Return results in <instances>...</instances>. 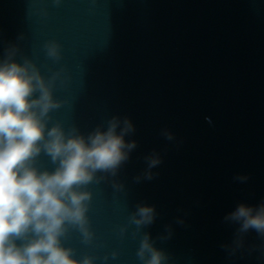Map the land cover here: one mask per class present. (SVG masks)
<instances>
[{"label": "water", "instance_id": "obj_1", "mask_svg": "<svg viewBox=\"0 0 264 264\" xmlns=\"http://www.w3.org/2000/svg\"><path fill=\"white\" fill-rule=\"evenodd\" d=\"M50 41L59 60L47 56ZM10 48L54 78L62 106L49 128L86 137L113 116L135 127L117 175L97 173L84 189L92 239L75 228L62 238L75 258L143 264L147 232L167 264H264V238L250 231L237 248L239 225L224 221L239 203L264 201V0H0V60ZM153 152L157 175L137 183ZM36 166L56 167L43 152ZM137 204L158 213L139 232L129 222ZM168 225L172 237L160 240Z\"/></svg>", "mask_w": 264, "mask_h": 264}, {"label": "clouds", "instance_id": "obj_2", "mask_svg": "<svg viewBox=\"0 0 264 264\" xmlns=\"http://www.w3.org/2000/svg\"><path fill=\"white\" fill-rule=\"evenodd\" d=\"M45 48L48 57L61 58L57 42L50 41ZM15 56V48H10L0 60V264H94L90 256L75 258L74 249L64 246L62 238L75 228L85 242L91 241L87 213L92 193L84 189L94 180L100 182L97 173L115 177L130 159L137 142L125 137L135 132L134 124L128 117L113 116L106 130L97 126L86 137L74 126L67 133L60 123L49 128L50 112L62 106L53 95L54 78L46 80L31 60L21 63ZM162 134L174 139L167 130ZM42 152L56 165L54 170L36 166ZM145 160L147 168L135 177L137 183L153 180L157 174L152 169L162 163L155 152ZM233 179L245 183L249 176ZM114 187L123 189V185ZM157 215L155 205L137 204L129 222L139 232ZM224 221L239 225L237 248L250 231L264 238V201L255 206L239 203ZM176 223L183 225L184 220L177 218ZM166 233L158 238L170 239L171 225ZM136 255L143 264H167L169 259L147 232Z\"/></svg>", "mask_w": 264, "mask_h": 264}]
</instances>
